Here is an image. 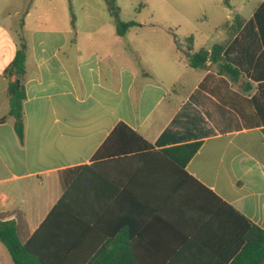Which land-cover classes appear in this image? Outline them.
Returning a JSON list of instances; mask_svg holds the SVG:
<instances>
[{
  "label": "crops",
  "instance_id": "obj_1",
  "mask_svg": "<svg viewBox=\"0 0 264 264\" xmlns=\"http://www.w3.org/2000/svg\"><path fill=\"white\" fill-rule=\"evenodd\" d=\"M50 4L0 0V118L9 113L4 71L27 47L24 142L12 117L0 124V222L14 221L25 244L67 182L78 181L81 212L99 224L100 260L110 252L126 264H233L247 244L248 224L158 153L201 142L187 174L264 230V86L251 81L246 91L243 84L250 80L242 53L251 41L238 39L240 31L225 49L242 73L233 84L215 65L190 68L187 56L196 51L171 25H139L124 36L116 25H44L39 12ZM222 28L227 38L218 44L229 40ZM181 75L196 79L186 95ZM253 98L257 107L249 105ZM119 123L153 150L123 154V137L105 145ZM123 223L130 233L120 234ZM257 257L264 264L256 239ZM0 264H13L1 242Z\"/></svg>",
  "mask_w": 264,
  "mask_h": 264
},
{
  "label": "trees",
  "instance_id": "obj_2",
  "mask_svg": "<svg viewBox=\"0 0 264 264\" xmlns=\"http://www.w3.org/2000/svg\"><path fill=\"white\" fill-rule=\"evenodd\" d=\"M108 5L111 16L116 22L117 34L124 36L126 32L137 25L135 21L123 22L120 19V8L116 0H105ZM228 30L229 40L223 44H215L210 50L199 49L187 56L188 66L194 70H206L207 64L217 67V74L226 77L231 83L236 84L242 80V73L233 63L228 62L225 49L240 31L242 37L251 42L247 49L242 53L245 56L247 65L246 73L250 81H243L245 90L252 89V82H259L264 86V1L254 12L252 18L245 23L241 16L237 15L231 25H225ZM187 45L192 47L193 40L186 39ZM234 46V45H233ZM26 50L27 47L22 44L17 51L11 64L5 69L4 76L8 80V116L14 119V129L21 143L24 142V113L23 101L25 100L24 79L26 75ZM258 55V56H257ZM19 80V83H17ZM252 81V82H251ZM257 107L255 98L249 101ZM8 116L0 118V124L6 122ZM116 137L129 139L128 149L122 148L123 154H144L153 150V146L148 143L139 133L128 127L124 123H119L108 137L105 145H108ZM106 146L102 147L94 160L101 158ZM201 147V142L186 143L175 147L162 149L158 155L165 159L173 168L180 171L185 177L199 185L209 193V197L216 199L217 205H222L229 212L238 216L241 221L248 224L250 232L246 238L247 244L242 247V251L233 260V264L250 262L256 264L260 257L256 256L257 247L262 248V257L264 256V230H261L242 216L238 211L223 202L218 196L206 189L203 185L190 177L185 168L188 162L197 154ZM130 152V153H127ZM94 164V163H93ZM78 168L72 170L75 171ZM186 188L184 194L186 196ZM78 181L69 185L59 200L52 208L46 219L32 237L23 244L17 233L16 223L14 221L0 222V242L5 246L10 254L13 264H126V261L117 263L116 258L109 252L106 258L100 260L98 256L96 232L98 222L89 220L82 214L79 202ZM188 199V196L184 200ZM200 199L206 205V196L200 194ZM200 204V207L202 205ZM124 230V231H123ZM125 234L130 233L127 223H123L119 229ZM127 232V233H126ZM257 235V237H256ZM136 239H138L136 237ZM120 241L126 242V237L121 236ZM261 255V252H258Z\"/></svg>",
  "mask_w": 264,
  "mask_h": 264
},
{
  "label": "rangeland",
  "instance_id": "obj_3",
  "mask_svg": "<svg viewBox=\"0 0 264 264\" xmlns=\"http://www.w3.org/2000/svg\"><path fill=\"white\" fill-rule=\"evenodd\" d=\"M262 1L116 0L121 21H135L137 25H171L180 42L188 38L193 40L195 51L224 42L227 32L222 25H231L237 15L249 20ZM42 7L39 14L44 13V25H116L105 0H54L53 5ZM238 39L246 40L241 34ZM180 80V90L186 95L193 89L196 79L181 75Z\"/></svg>",
  "mask_w": 264,
  "mask_h": 264
},
{
  "label": "water",
  "instance_id": "obj_4",
  "mask_svg": "<svg viewBox=\"0 0 264 264\" xmlns=\"http://www.w3.org/2000/svg\"><path fill=\"white\" fill-rule=\"evenodd\" d=\"M17 83H19V80H17Z\"/></svg>",
  "mask_w": 264,
  "mask_h": 264
}]
</instances>
